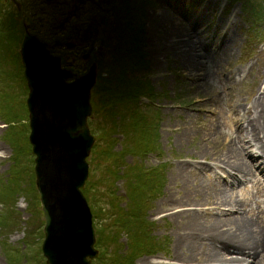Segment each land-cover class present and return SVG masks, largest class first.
I'll use <instances>...</instances> for the list:
<instances>
[{"label":"trees","instance_id":"trees-1","mask_svg":"<svg viewBox=\"0 0 264 264\" xmlns=\"http://www.w3.org/2000/svg\"><path fill=\"white\" fill-rule=\"evenodd\" d=\"M3 1L0 0V114L6 123L3 138L11 144L13 154L5 178L0 179V227L13 223L12 219L16 217L14 203L25 195L29 199L32 219L27 222L28 230L24 231L25 244L31 245L35 244V236L41 237L42 230L39 231V224L33 227V218H39L40 207L34 181L33 153L28 140L24 97L27 88L18 46L22 39V18L30 28H35L37 21L42 23V20L35 17L36 11L25 15L17 7L6 10ZM72 1L77 5L75 10L61 15L59 24L55 21L58 19L50 15L44 22L48 27L46 31L52 29L50 26L62 29L80 4L90 2L100 20L93 16L90 21L80 24L73 37L77 42L91 43V46L98 37H105L110 54L106 61L103 56L98 57L90 51V61L97 62L98 73L92 87L93 108L88 122L91 131L97 135L88 156L92 177L87 179L82 190L93 211L95 245L100 248L96 264H135L136 258L156 253L162 247L161 243L163 245V241L153 234L154 220L148 217V207L164 185L166 168L165 162L146 165L143 161L149 152L159 150V109L152 102L148 107L140 102L142 97L154 100V87L148 79L128 75L147 64L143 5L139 0ZM233 1H239L243 11L264 24V0H231V3ZM54 39L57 46L63 43L60 36ZM8 41L14 46H7ZM61 57L64 65L76 68L66 57ZM117 134L121 135L120 149H115L114 145L119 140ZM128 154H133L136 159L126 162ZM120 178L125 187L124 205L112 187ZM104 183L107 187L103 192L100 185ZM123 234H126L125 242L120 240ZM7 254L11 264L20 262L23 257L18 249H7ZM33 255L32 260L39 262V245Z\"/></svg>","mask_w":264,"mask_h":264},{"label":"rangeland","instance_id":"rangeland-1","mask_svg":"<svg viewBox=\"0 0 264 264\" xmlns=\"http://www.w3.org/2000/svg\"><path fill=\"white\" fill-rule=\"evenodd\" d=\"M17 1L21 4L23 14H31L36 11L37 15H35V17L42 20L43 25H41L42 23L40 21H37L36 27L31 28V31L39 38L45 40L53 53L66 57L68 62L75 65L76 69L82 72L88 69V66L91 63V50L96 56H103L106 61L110 59L108 43L103 39L105 37H98L95 39L92 42V46L91 43H79L75 37H73L76 31L80 28V24L90 21L93 16H95L97 20H100L98 13L93 9L92 3L86 1L83 4H80L77 12L74 11L71 14L69 18L70 20L66 22L62 29H56V27L50 26L52 29L47 32L46 30L48 27L44 22L50 15L55 16L58 19L55 21L58 23L61 15L67 14V12L71 10H75L77 5L75 6L72 0ZM139 1H142L141 6L143 5L144 12V51L147 64L145 67L137 69L136 72H129L128 75L130 77L148 79L154 87V91L156 92L154 100L151 101L147 97H142L140 102L144 107H148V104L150 105L152 102V105L159 109V150L149 152L143 161L146 165H156L159 162H165L166 168L164 185L161 191L149 203L148 207V217L151 220H154L153 234L159 238L158 240L163 241V245L162 243L160 245V247L162 246V249L160 248L156 253L139 256L136 258L135 264H139V261L142 259L172 262L173 259L170 256L173 251L174 235L172 232L175 227V222L174 219L168 215L171 212L166 211L167 206L165 205V202H167V200L165 197L168 196L169 198H175V195L180 192H177V189L169 192L170 186L175 187V185L172 184L171 173L176 166L182 163L193 165L196 161H199V163H201L199 164L200 166H205L206 163L212 162L211 153L206 157L201 153L202 149L209 145L204 137L206 129L213 122L217 121V117H219L220 113L223 117H228L232 113L231 107L227 106L228 103H233L237 98H240L245 104H247L256 98L258 92L260 95L264 91V24L256 21L253 17H250L247 12L243 11L239 1H233V3H231V0H209L207 7L203 6L206 12L204 13L206 16V23L200 27V29L202 28L203 30L201 32L202 36L207 35L205 37L203 36V38H209L215 41L220 40L223 36V30L227 28V36L230 38L229 46L231 49L226 52V55V53L223 54L219 52L220 48H218L217 41L216 43L210 44L211 47L209 46V48L212 56L207 59L208 61H205L202 68L199 70L201 75L192 79L181 65L180 60L178 58H175L174 60L170 52L164 53L165 50H163L162 52L164 54L160 52L155 55L156 59L152 55V49L157 48L159 45L165 46L163 45L165 41L163 40L164 31L159 25L163 11H166L168 15H178L181 18L182 15L176 12V10L169 4L181 7L186 4V1ZM23 2L25 3L23 4ZM3 7L6 10H13L16 8V5L12 0H4ZM56 36H60L63 40V43L59 46H57L54 41ZM67 40L75 41L76 45L72 48L67 47L65 45ZM9 42L10 41L7 42V46L13 47L14 45ZM51 42L53 45H49ZM84 53H89V57L83 58ZM216 59L218 60L216 61ZM21 65L22 75L25 79L22 61ZM236 69L239 73L234 71V77H231L230 72ZM25 85L27 88L26 94L24 95L26 103L28 92L26 79ZM262 104L264 105V100ZM223 117H220V122L223 121ZM186 119L193 120L194 122L193 124L189 122L188 125L186 123V130L188 129L189 131L187 130L188 133L181 142L178 138L179 134H182L177 128L180 126L184 128L183 125L185 124H181V122ZM192 125L194 127L193 130L191 129ZM200 126H203L205 129L200 128ZM216 129L218 133H221V135L223 134L226 140L228 139V133L233 135L227 131V129L229 131L231 130L229 128L226 129L224 125L221 126L220 124H216ZM5 130L6 123L0 114V179L5 178L13 154L11 144L3 138ZM93 133L97 135L96 132ZM116 136L119 140L114 144L115 149H120L122 147L121 135L117 134ZM135 159L136 156L133 154H128L126 156V162L128 163ZM200 166L198 169L201 168ZM208 168H211V175L208 173V176H211L212 178H214L212 174L216 171L222 172L221 168L218 167L212 168L211 166H208ZM89 173V178H91L92 170H90ZM106 187L107 183L101 184L100 191L104 192ZM112 187L118 194V197L122 198L121 204L124 205L126 199L124 198L125 187L122 178L115 181ZM234 191L235 197L245 202L247 205V207H245L246 209L252 208L255 209V212H258L256 209L259 205L261 206V209L264 208L263 191L260 187L258 189L254 186L252 182L247 181L237 184L234 186ZM28 203L29 199L25 195L18 197L13 206L16 215V217L12 219L13 223L6 225L7 227H0V264H11L7 249L14 251L18 249V253L22 254V259L16 264H47L41 250L43 231L41 237L36 238L37 236H35L33 238L35 244H25L26 238L24 231L29 228L27 222L32 220L30 218L31 212ZM39 207V218H33V227H36V225L39 224L40 231L42 230L44 222L40 202ZM218 211L219 210H215L213 216L222 218L237 214L232 211L233 213L221 215L217 213ZM203 214H206V212L203 211ZM242 214L244 213L240 212L237 215ZM120 240L125 242L126 234H123ZM38 245L39 262L37 259V262H34L32 260L34 256L33 254ZM97 248L100 252V248ZM227 253L229 255L243 257L241 256V252L238 251L230 250ZM97 256L92 258L91 264H96ZM238 260L233 264H247L246 260L241 258H238Z\"/></svg>","mask_w":264,"mask_h":264},{"label":"bare ground","instance_id":"bare-ground-1","mask_svg":"<svg viewBox=\"0 0 264 264\" xmlns=\"http://www.w3.org/2000/svg\"><path fill=\"white\" fill-rule=\"evenodd\" d=\"M185 1L186 4L181 7L169 4L182 15L181 18L163 11L159 25L164 31L165 46L159 45L152 49V55L155 57L163 50L164 53L170 52L173 59L178 58L188 75L194 79L201 75L199 70L212 56L210 44L217 41L219 52L225 54L231 49L230 38L225 27L220 40L203 38V30L200 29L206 23L203 6L207 7L209 0ZM234 71L238 72L237 69L231 71V77H234ZM263 100L264 91L260 95L258 92L256 98L247 104L240 98L228 103L232 113L228 117L220 113L217 121L204 134L209 145L201 153L204 157L211 153L212 162L205 166H200L199 161L193 165L182 163L173 169L171 176L175 187L170 186L169 192L177 189L180 193L175 198L165 197L166 211L171 212L168 215L175 222L170 256L173 261L142 259L139 264H233L238 258L246 260L247 264H264V208L261 209L259 205L256 209L258 212L252 208L246 209L247 205L235 197L234 191V186L248 181L258 189L260 187L264 195ZM220 117H223L222 122ZM189 122L193 124L194 121L183 120L181 124H185L184 128H177L182 134L178 133L181 142L188 133L186 128ZM216 124L229 128L231 131H227L233 135L228 133L226 140L223 134L217 132ZM208 166L221 168L222 172L216 171L212 178L208 176V173L211 175ZM215 210H219L217 213L221 215L232 211L244 214L220 218L213 216ZM230 250L241 252L243 257L229 255L227 252Z\"/></svg>","mask_w":264,"mask_h":264},{"label":"water","instance_id":"water-1","mask_svg":"<svg viewBox=\"0 0 264 264\" xmlns=\"http://www.w3.org/2000/svg\"><path fill=\"white\" fill-rule=\"evenodd\" d=\"M13 1L20 9V3ZM23 24L19 50L28 86V139L35 154V185L44 217L42 253L47 264H91L99 249L93 212L82 188L96 139L88 116L97 64L92 62L83 73L62 66L61 57L29 30L28 23Z\"/></svg>","mask_w":264,"mask_h":264}]
</instances>
